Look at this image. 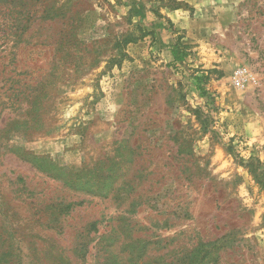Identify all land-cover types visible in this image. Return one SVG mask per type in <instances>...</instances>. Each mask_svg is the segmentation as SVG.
I'll return each instance as SVG.
<instances>
[{
	"label": "rangeland",
	"instance_id": "374dc122",
	"mask_svg": "<svg viewBox=\"0 0 264 264\" xmlns=\"http://www.w3.org/2000/svg\"><path fill=\"white\" fill-rule=\"evenodd\" d=\"M252 162L264 0H0V264H264Z\"/></svg>",
	"mask_w": 264,
	"mask_h": 264
},
{
	"label": "trees",
	"instance_id": "16d2710c",
	"mask_svg": "<svg viewBox=\"0 0 264 264\" xmlns=\"http://www.w3.org/2000/svg\"><path fill=\"white\" fill-rule=\"evenodd\" d=\"M127 40H128L127 43L132 42L129 39ZM171 55H172L174 63H178L183 60V56L180 54L179 49L177 47L172 48ZM202 78H204V76L196 77V80L198 81V83L202 82ZM258 166L259 164L256 165L254 162L248 164V167L250 168V172L252 173V175L254 174V178L256 179V181L264 187V173H261V174L258 173ZM78 205H82V203H70L62 207L61 211L63 213L69 212L71 209L75 208Z\"/></svg>",
	"mask_w": 264,
	"mask_h": 264
},
{
	"label": "built area",
	"instance_id": "2783aa9c",
	"mask_svg": "<svg viewBox=\"0 0 264 264\" xmlns=\"http://www.w3.org/2000/svg\"><path fill=\"white\" fill-rule=\"evenodd\" d=\"M244 74L243 71L240 72V76H242ZM238 84H241V81L240 80H237Z\"/></svg>",
	"mask_w": 264,
	"mask_h": 264
}]
</instances>
